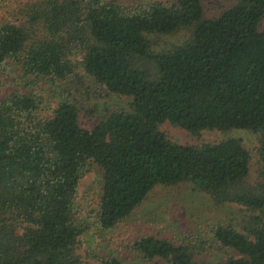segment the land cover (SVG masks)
<instances>
[{
    "label": "trees",
    "instance_id": "obj_1",
    "mask_svg": "<svg viewBox=\"0 0 264 264\" xmlns=\"http://www.w3.org/2000/svg\"><path fill=\"white\" fill-rule=\"evenodd\" d=\"M206 1L29 0L0 9V264H84L77 250L91 227L77 199L93 165L102 172L96 225L105 232L158 186L188 184L218 206L254 214L241 227L212 228L238 258L199 262L191 243L154 235L133 245L143 258L264 264V0H231L213 17ZM185 29L182 44L152 50L151 36ZM77 59L97 84L131 100L101 113L93 130L70 94L57 91ZM166 122L193 135L257 134L259 181L248 180L251 153L241 139L182 145L161 131Z\"/></svg>",
    "mask_w": 264,
    "mask_h": 264
},
{
    "label": "rangeland",
    "instance_id": "obj_2",
    "mask_svg": "<svg viewBox=\"0 0 264 264\" xmlns=\"http://www.w3.org/2000/svg\"><path fill=\"white\" fill-rule=\"evenodd\" d=\"M29 0H0V9L8 12L20 2ZM168 3V0H119L125 7H133L152 2ZM232 3L231 0H207L206 8L209 17L218 15L222 9ZM7 7V8H6ZM264 26V19L262 21ZM189 37V30H181L171 35H154L150 37L153 51H162L182 44ZM77 69L67 81H62L59 93L70 94V100L80 110V123L88 130H93L99 121V115L105 110L128 109L130 98L109 93L97 84L84 71L81 60L77 59ZM14 90V87L8 88ZM38 92L47 100L50 88L41 83ZM51 103L56 105L62 96L55 97ZM172 141L182 145H202L216 143L228 138L241 139L251 153L249 182L259 181L261 169L258 148L259 136L246 130L229 132L203 131L199 135L166 122L161 125ZM102 172L96 165L81 181L77 203L80 207V219L90 230L81 236L78 254L84 264H102L110 258H116L122 264H167L162 259L147 260L136 250L134 243L143 236L154 235L169 239L177 244L191 243L199 262H220L240 255L231 248L221 245L211 234L214 225L219 223L241 227L248 221L252 212L238 205H216L210 196L198 192L191 185L156 187L127 219L116 229L105 232L96 225L102 191Z\"/></svg>",
    "mask_w": 264,
    "mask_h": 264
}]
</instances>
